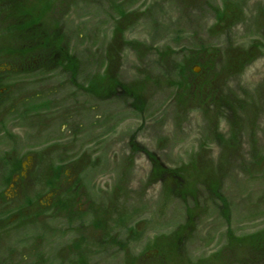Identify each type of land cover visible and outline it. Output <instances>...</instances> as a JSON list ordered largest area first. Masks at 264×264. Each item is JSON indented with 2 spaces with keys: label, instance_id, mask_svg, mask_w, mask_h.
<instances>
[{
  "label": "rangeland",
  "instance_id": "1",
  "mask_svg": "<svg viewBox=\"0 0 264 264\" xmlns=\"http://www.w3.org/2000/svg\"><path fill=\"white\" fill-rule=\"evenodd\" d=\"M7 1L1 61L79 68L13 66L45 206L0 203V260L264 264V0Z\"/></svg>",
  "mask_w": 264,
  "mask_h": 264
},
{
  "label": "flooded vegetation",
  "instance_id": "2",
  "mask_svg": "<svg viewBox=\"0 0 264 264\" xmlns=\"http://www.w3.org/2000/svg\"><path fill=\"white\" fill-rule=\"evenodd\" d=\"M98 0H89L91 3H97ZM105 1V0H103ZM109 1V0H107ZM57 4L55 0H49L48 3ZM59 3V1H58ZM70 2L63 1L60 5L61 7H65L66 9ZM94 4H91V7ZM50 7V6H49ZM60 10L59 12H62ZM66 13V12H65ZM31 39L28 35V41L23 43V47L30 45ZM46 44V43H45ZM44 45L38 46L34 45L35 48H43ZM31 47V46H27ZM47 49V46H45ZM58 50L53 54L52 57H49L45 60L40 58L41 55L35 56V59L30 58H12L11 60L1 61L0 60V203L3 206L8 202L14 203L15 200L20 202V207L17 211L22 217H25V211L27 212L30 209V205H34L39 213L43 211V207L45 204L41 203V201L32 200L30 198V189L32 188V181L34 182L37 178V173L40 174L43 172V168L41 165V157L35 155V153L31 152L27 147L28 143L16 144L15 141V127H12L15 121L21 120L24 122L29 114H30V94L28 93L29 84L23 85L25 87L24 90L19 89L20 79H13L15 68L14 64L17 62L19 65H22L23 75L26 76L25 72H27L26 66H29L31 60L34 63L38 64V61L43 62L44 60L56 67L61 66H71L76 65L75 60L73 58H65L63 56V49L57 48ZM63 59L65 63H63ZM28 61V62H27ZM44 61V63H45ZM7 64H10L12 67H7ZM40 64V63H39ZM38 64V65H39ZM66 69V70H65ZM65 72H73V70L69 68H65ZM68 70V71H67ZM12 74V75H11ZM28 86V87H27ZM16 112L18 114H16ZM21 123V122H20ZM11 126V127H10ZM24 140V139H22ZM56 171V173L54 172ZM53 172L58 177L61 174V167L59 164H56L55 170ZM40 172V173H39ZM46 174V173H45ZM50 192H53L50 190ZM28 193V194H27ZM27 194V195H26ZM25 201L27 202V209L25 205ZM65 202V201H64ZM65 204H67L65 202ZM1 207V204H0ZM62 210V208H60ZM36 211V213H37ZM15 211H10V214L5 213L2 215L4 221L10 225L9 222L13 220L12 215L15 214ZM1 213V209H0ZM10 215V216H9ZM30 215V214H29ZM28 215V217H29ZM26 219V217H25ZM13 232L15 231V227L11 228ZM8 261L0 260V264H7ZM79 264H86L83 261H80Z\"/></svg>",
  "mask_w": 264,
  "mask_h": 264
},
{
  "label": "trees",
  "instance_id": "3",
  "mask_svg": "<svg viewBox=\"0 0 264 264\" xmlns=\"http://www.w3.org/2000/svg\"><path fill=\"white\" fill-rule=\"evenodd\" d=\"M4 4H6V8H8V1L7 0H0V5L2 6V5H4ZM51 2L50 3H48L47 5H49V6H51ZM5 6V5H4ZM63 52H64V50H63ZM67 54H70L69 52H67ZM68 58H71V57H68ZM76 63V62H75ZM78 68H79V66H78V63H76V65H73V66H71L70 67V69L71 70H73V72H77V70H78ZM222 201H224V200H222ZM225 203V202H224ZM223 203V204H224ZM226 205V204H225ZM225 208H226V206H224ZM226 213H228L227 211H226Z\"/></svg>",
  "mask_w": 264,
  "mask_h": 264
}]
</instances>
